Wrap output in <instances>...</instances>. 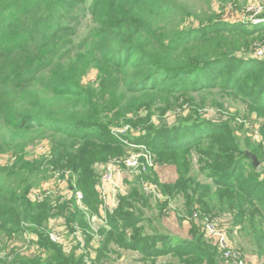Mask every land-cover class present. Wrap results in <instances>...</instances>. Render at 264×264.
<instances>
[{"label":"trees","instance_id":"1","mask_svg":"<svg viewBox=\"0 0 264 264\" xmlns=\"http://www.w3.org/2000/svg\"><path fill=\"white\" fill-rule=\"evenodd\" d=\"M169 9L183 13L174 0H0V86L18 90L39 83L67 97L69 103L53 110L50 105L56 102H50L42 92L24 114L10 111L9 123L18 132L43 129L52 133L57 163L72 170L71 186L81 191L85 206L80 210L75 200H70L76 206V219L69 217L67 226H81L86 244L93 240L87 232L90 227L86 215H99V191L94 188L98 177L93 165L118 159L130 143L147 146L160 158L161 165L178 170L176 182L162 187L164 194L181 193L189 209L194 207L205 214L210 208L233 211L235 224L243 219L242 229L254 231L264 255V171L254 167L247 149L237 138L234 140L230 127L219 122L188 123L190 119L169 129L155 124L139 126L151 120L158 102L165 104L167 112L179 97L186 100L190 92L216 88L264 112V62L252 58L262 45L264 25L249 28L241 23H200L198 27H179L167 33L158 28V21ZM71 11H75L76 18L88 13L93 22L99 23L89 31L90 38L98 39L100 44L95 64L100 75L95 91L79 85L87 67L78 69L76 75L62 72L61 67L89 42L80 40L78 49L70 40L77 31L71 26L72 19L67 20ZM80 103L86 109L81 115L74 111ZM128 125L125 137L114 132V128ZM221 134L227 135L222 141L218 139ZM215 143H220L218 151ZM245 143L250 145L248 140ZM259 149L251 148V153L260 160ZM193 153L198 156L201 173L215 188L192 177L188 163L184 169L182 157ZM32 165L19 160L0 167V224L19 233L36 234L39 246L50 257L13 264H83L84 259L77 258L75 250L53 243L42 227L52 209L47 203H33L28 195L35 175ZM158 182L155 177L153 183L160 185ZM144 202L148 203L146 199ZM244 202L257 216L248 212ZM132 203L131 198L120 195L119 206L106 214L109 229H99L104 238L98 260L106 256L110 246L119 244L140 253L145 264H156L166 256H173L179 264H217V253L206 246L203 236L180 240L153 226L148 231L142 208L136 209ZM0 264L7 262L0 260Z\"/></svg>","mask_w":264,"mask_h":264},{"label":"rangeland","instance_id":"2","mask_svg":"<svg viewBox=\"0 0 264 264\" xmlns=\"http://www.w3.org/2000/svg\"><path fill=\"white\" fill-rule=\"evenodd\" d=\"M174 2L178 10L183 13L177 14L173 9L172 11L169 9L167 12L168 14L158 21V28L166 30L165 32L167 33L175 32L179 27L184 30L195 26L198 27L201 26L199 25L200 23L202 25L204 23L209 24L218 22L241 23L247 24L249 28L264 25V21L261 20H264V0H174ZM181 7L183 10L179 9ZM174 10L178 11L177 9ZM135 12L139 11L135 10ZM74 15L75 11H71V14L68 16L70 18L67 19H72L70 22L71 26L77 30L70 40H73L74 42H72L77 47L80 44V40L87 39L89 42L82 47V44L78 47V49L81 47L78 52L72 55L70 57L71 59L61 67L63 70L62 72L69 71L71 74L76 75L78 69L87 67L85 74L79 79V85L90 89V91L96 90L100 74L95 64L99 58L98 49L100 44L98 39L90 38L91 35L89 31L93 27L97 28L99 23L96 21L93 22L88 13H85L83 16L81 15V17H78L79 19ZM258 20L262 22L256 23ZM260 43L262 45H258L259 47L257 46V50L264 49V36ZM252 58L264 62V56L262 58ZM231 68L234 69L233 65ZM217 81L221 82V79H217ZM40 86L41 85L38 83L18 90L5 89V87L0 86V167L12 165L19 160H24L26 163L33 164L35 175L30 182L32 188L28 195L31 197L35 192H41L40 198L33 200V203L38 205L47 203L51 207L52 214L49 221H47L45 226H42L48 231L49 236L53 228L59 231L61 227H65L67 223L69 224V217L70 219H76L74 215L77 205L75 203L76 206H74L71 201H68L71 197V190H69V188L67 190V188L61 184L69 179V176L71 179L73 172L71 169L63 168L57 163V157L54 154L53 135L51 132L43 129L18 132L12 128L9 123L11 117L10 111L24 114L29 110L31 101L42 92L50 102H56V105H50L53 106V110L66 104L69 105L67 97L64 98L62 95L56 94L54 91H48ZM187 97L189 98L186 100L180 97L179 100H174L172 109H167V112H164L167 108L164 106L165 104L158 102V105L152 110L154 115L151 120L142 121V125L139 126H152L155 124L158 128L167 127L166 129H169L173 128L183 119H190V121L187 120L188 123L198 122L201 124L202 121L211 124H216L218 122L225 123L230 127L231 131L234 132V140L237 138L241 141L244 150L247 149L246 152H248V154L253 155V153H251V148H260L258 154L261 155L262 159L259 160L257 158V160L259 162V167H261V171H264V112H258L249 102L241 100L240 97H234L232 94L228 95L226 92H223L221 88L206 90L203 93L190 92L187 94ZM70 98L76 100V98ZM70 111L72 112L73 110ZM74 111L81 115L86 109L83 103H80L78 108ZM213 130L214 127H211L210 131ZM114 132L117 136L123 138L126 136L127 132H129V125L123 128H114ZM226 136L227 135L221 134L218 139L222 141V138L225 139ZM246 140L249 141V146L245 145ZM219 144L220 143H215L217 151L220 148ZM141 146L145 145L136 146L129 143L128 149L125 148L124 154L120 155L118 159L124 158L125 156V158H130L133 155L141 156L142 158V156H147L148 153L152 163L143 171L142 178L140 180H138V178L131 180L133 183L129 184L130 178H128L126 175L127 173L121 168L116 183L118 185L119 183L122 184V191H124L125 197L131 198L133 201L132 204L136 209L142 208L141 212L148 219L145 224L148 231L153 229L151 227L153 226L161 231L189 240L194 238V236L198 237V235H201L203 236V242L206 246L213 252L216 251L217 264H239L240 262H246L245 260L248 261L246 262L248 264H264V255H261L259 251V241L254 231L246 232L243 230L242 228H244L243 226H245V224L241 218L240 223L236 225V214L232 213L233 211L228 209L225 211H218L214 208H210L212 210L208 214H205V211L198 212L194 207L189 209L187 207L188 201L181 193H174V195L164 194L162 187H167V185L176 182L179 172L174 166H170V168L172 167L170 169L168 165H161V162H159L160 158L156 154H153L147 146H145L147 148L146 150L139 148ZM118 159L117 157H113L106 162L97 161L93 166L97 170V167ZM162 159L166 160L167 157ZM182 160L184 169L188 163L192 177H196L197 181H200L203 185H209L215 188L213 182L204 177L201 173L199 159L195 153H193V156H183ZM245 165H248L247 161ZM94 172L98 177L94 187L97 192L101 175H99V177L97 174L98 171ZM155 177L158 178V183L160 185L153 183ZM145 186L155 188L156 191L154 194L156 196L151 194ZM62 188H64V190ZM134 190L137 192L131 193V191ZM215 191L216 190H214V192ZM78 192L81 193V191ZM144 199H146L148 203H145ZM99 200V215L97 213L93 215L88 213L86 215V221L91 228V230L90 228L87 230L91 238L94 237V235H98L102 239V242L104 237L99 233V229L101 228L100 218L101 216H105V212H102L101 209L102 200L100 193ZM164 202H168V206H165ZM146 204H149L150 207H147ZM245 205L248 207V212L250 214L254 212L250 211L251 207L247 203H245ZM229 206L231 205L229 204ZM190 212L192 214H190ZM254 213L255 215L257 214V212ZM92 218L95 220L91 221L90 219ZM202 219H204V222L209 220L211 223L210 225L214 226L216 230L214 236H212V233L210 235V231L206 228L207 225H205V223H200ZM106 227L109 229L108 226ZM259 232L261 231L259 230ZM73 239L75 238L72 237L71 240ZM75 243L77 242L72 241L69 246H73ZM74 247L73 250H75L77 258L82 257L84 259L83 264H145L142 259L143 256H141L140 253L125 250L119 244L110 246L106 251V256L99 260L97 257L100 247L99 244L97 246L87 244L84 249H81V252L77 246ZM87 249L92 250V253L83 254L82 252ZM68 254L70 253L68 252ZM48 257H50L49 252L44 251V249L39 246L38 236L36 234H33L31 231L19 233L14 231L11 226L6 225L2 227L0 224V260L2 262L13 264L17 261L38 258L44 261ZM170 263L179 264L173 256L161 257L156 262V264Z\"/></svg>","mask_w":264,"mask_h":264},{"label":"built area","instance_id":"3","mask_svg":"<svg viewBox=\"0 0 264 264\" xmlns=\"http://www.w3.org/2000/svg\"><path fill=\"white\" fill-rule=\"evenodd\" d=\"M264 21L263 19H261ZM258 20L256 23H261L262 21ZM264 56V49L257 50L254 57L255 58H262ZM135 145V144H134ZM137 146V145H136ZM140 146V145H139ZM143 150H146L147 148L145 146L139 147ZM145 152V151H144ZM147 153V152H146ZM150 163H152V160L147 153V156H131L130 158H121L112 162H108L106 165L97 167V171L99 175H101L99 184H98V191L101 195L102 200V212H105V216H101L100 218V225L101 226H108L107 222V213H113L114 210L119 206L120 204V195L124 196V191H122V184L119 183V185L116 183L118 181L117 176H119V173L121 171V168H123V171L127 173L126 175L129 180V184H132L133 182L131 180L137 179L140 180L143 176V171L146 170ZM122 173V172H121ZM70 175V174H69ZM66 181L62 182L63 186H65L68 190H71L70 194L71 197L68 199L75 200L76 205L81 209L85 210V206L83 204V195L78 192V190H75L71 186L72 178L70 179V176L68 177ZM117 180H116V179ZM70 184V185H69ZM62 186V185H61ZM107 187L111 188L112 193L109 194L107 191ZM145 188L151 192L154 196H156L154 193L156 191L155 188L152 187H146ZM64 190V188H62ZM124 190V189H123ZM41 196V192H35L34 195H31L32 200H37ZM95 220L94 218L90 219ZM97 221V220H96ZM202 224L205 223L206 228L210 231V235L212 233V236L215 235V228L214 226H211L209 220H206L204 222V219L201 220ZM60 232V233H58ZM57 233V234H56ZM50 240L55 244H64L66 249L71 250L74 249V246H77L80 249H84L86 247V237L85 234H83V230L78 224H75L74 226L68 228L67 224L65 227H61L59 231H56L55 228L52 229V233L49 234ZM74 237L75 239L71 240V238ZM101 238L98 235H94L92 242L90 245L97 246L101 244ZM77 242L73 246H69L70 242ZM83 254H91L92 250H84L82 252ZM229 254V253H227ZM248 262L247 260H245ZM246 262H240L239 264H248Z\"/></svg>","mask_w":264,"mask_h":264},{"label":"water","instance_id":"4","mask_svg":"<svg viewBox=\"0 0 264 264\" xmlns=\"http://www.w3.org/2000/svg\"><path fill=\"white\" fill-rule=\"evenodd\" d=\"M247 156L253 162L254 167L258 168L259 162H258L257 158L252 154H247Z\"/></svg>","mask_w":264,"mask_h":264},{"label":"crops","instance_id":"5","mask_svg":"<svg viewBox=\"0 0 264 264\" xmlns=\"http://www.w3.org/2000/svg\"><path fill=\"white\" fill-rule=\"evenodd\" d=\"M169 168H170V166H169ZM172 168V167H171ZM170 168V169H171ZM107 191L109 192V194H111L112 193V191H111V188L110 187H107ZM168 234H170V233H168ZM172 235V234H171ZM174 236V235H173ZM176 238H179L180 240H186V238H180V237H177V236H175Z\"/></svg>","mask_w":264,"mask_h":264}]
</instances>
